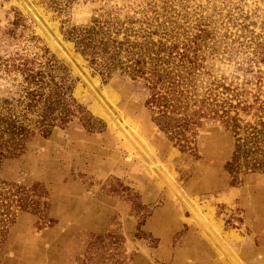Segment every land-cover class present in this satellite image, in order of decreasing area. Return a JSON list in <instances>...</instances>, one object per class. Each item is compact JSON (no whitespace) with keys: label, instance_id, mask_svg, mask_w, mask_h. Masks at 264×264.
I'll use <instances>...</instances> for the list:
<instances>
[{"label":"rangeland","instance_id":"1","mask_svg":"<svg viewBox=\"0 0 264 264\" xmlns=\"http://www.w3.org/2000/svg\"><path fill=\"white\" fill-rule=\"evenodd\" d=\"M105 42L174 46L196 55L198 84L264 88V0H0V99L53 58L95 124L73 117L1 162V180L42 195L41 211L14 210L0 264H264V172L230 177L219 121L203 120L189 149L170 140L144 82L90 55Z\"/></svg>","mask_w":264,"mask_h":264},{"label":"trees","instance_id":"2","mask_svg":"<svg viewBox=\"0 0 264 264\" xmlns=\"http://www.w3.org/2000/svg\"><path fill=\"white\" fill-rule=\"evenodd\" d=\"M111 43L91 47L90 55H105L98 56L107 72L119 67L121 72L144 82L148 91L145 106L152 122L170 140L189 149L194 131L203 120L219 121L234 139L233 154L225 165L230 177L236 180L240 173L264 172V88L260 84L253 94L244 86L232 87L215 79L198 84L196 55L175 54L174 46L163 43L157 49ZM123 49L125 62L119 58ZM24 76L26 85L16 100L0 99V164L21 155L36 133L47 138L55 127L64 126L73 117H78L86 129H95L91 117L70 97L71 79L66 68L53 58L45 60L43 70L29 71ZM41 195L37 184L26 187L0 179V237L12 221L14 210L41 211Z\"/></svg>","mask_w":264,"mask_h":264},{"label":"water","instance_id":"3","mask_svg":"<svg viewBox=\"0 0 264 264\" xmlns=\"http://www.w3.org/2000/svg\"><path fill=\"white\" fill-rule=\"evenodd\" d=\"M66 60H67V62L69 63V65H70L74 70H77V71H78L76 65H75L70 59H68V58L66 57Z\"/></svg>","mask_w":264,"mask_h":264}]
</instances>
